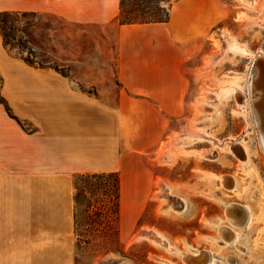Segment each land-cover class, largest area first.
Returning <instances> with one entry per match:
<instances>
[{
    "label": "rangeland",
    "instance_id": "1",
    "mask_svg": "<svg viewBox=\"0 0 264 264\" xmlns=\"http://www.w3.org/2000/svg\"><path fill=\"white\" fill-rule=\"evenodd\" d=\"M219 5L222 20L212 38L180 52L179 114L161 119L165 135L158 147L125 158L117 172L122 181L119 242L108 247V254L96 246L99 242L78 250L74 232L73 264H187L185 255L198 252L216 255L217 264H264V151L252 99L264 48V0H219ZM148 7L152 16L168 4L152 0ZM11 21L18 30L15 38L35 51L20 55L6 48L15 56L62 75L54 69L59 67L79 89L115 106L126 97L117 79V21L81 25L51 15ZM131 112L138 128L134 105ZM222 177L231 179L229 188ZM232 203L250 211L253 221L235 229V244L223 246L219 229L232 228L226 217Z\"/></svg>",
    "mask_w": 264,
    "mask_h": 264
},
{
    "label": "crops",
    "instance_id": "2",
    "mask_svg": "<svg viewBox=\"0 0 264 264\" xmlns=\"http://www.w3.org/2000/svg\"><path fill=\"white\" fill-rule=\"evenodd\" d=\"M0 12L111 26L120 0H0ZM221 14L219 0H179L167 23L119 25L115 60L126 97L117 106L28 65L0 32L1 94L13 115L0 104V264H73V177L120 172L125 158L160 145L161 119L179 114L183 100L180 52L210 40Z\"/></svg>",
    "mask_w": 264,
    "mask_h": 264
},
{
    "label": "trees",
    "instance_id": "3",
    "mask_svg": "<svg viewBox=\"0 0 264 264\" xmlns=\"http://www.w3.org/2000/svg\"><path fill=\"white\" fill-rule=\"evenodd\" d=\"M151 1L120 0V13L117 17L119 25L167 23L170 20V11L174 3L179 0H162V2L168 4V7L161 8V14L158 13L150 16V13H146V10L149 9L148 5ZM130 4L134 10L127 11ZM144 5L145 7H143ZM36 16L37 14L35 13L0 12V32L7 49L19 51L20 55H23L22 53L25 52L34 55L35 51L29 48V42L25 43L15 38L14 32L18 30L12 23L11 18ZM25 61L32 66L37 64L40 67H45L43 64L31 61L29 58H25ZM54 69L63 76H66L59 67H55ZM2 86L3 78L0 74V104L5 107L10 116H13L11 108L1 94ZM19 123L25 128L20 121ZM73 187L74 232L77 237V249H83L85 246L88 249L96 242H99L96 246L102 252L106 254L110 253L111 249H108V247L117 244L120 238L119 221L122 203V181L120 174L117 172L77 174L74 177Z\"/></svg>",
    "mask_w": 264,
    "mask_h": 264
},
{
    "label": "bare ground",
    "instance_id": "4",
    "mask_svg": "<svg viewBox=\"0 0 264 264\" xmlns=\"http://www.w3.org/2000/svg\"><path fill=\"white\" fill-rule=\"evenodd\" d=\"M260 59L262 61L256 68L253 79L254 93H258L259 97L253 101V107L255 117L259 124L260 140L264 151V48L260 52ZM221 181L225 187L229 188V184L231 182L229 177H222ZM232 189L235 191L234 186L231 190ZM249 212L239 204L232 203L227 206L226 217L232 228L223 226L219 229L222 237L227 239L226 241L223 238V246H228L231 243L235 244L237 237L239 236L235 229H241L245 225L248 226L251 224L253 218L250 220ZM159 243L161 244V242ZM217 260L216 255L205 252H198L195 255H185V261L187 264H217Z\"/></svg>",
    "mask_w": 264,
    "mask_h": 264
},
{
    "label": "water",
    "instance_id": "5",
    "mask_svg": "<svg viewBox=\"0 0 264 264\" xmlns=\"http://www.w3.org/2000/svg\"><path fill=\"white\" fill-rule=\"evenodd\" d=\"M259 97V94L258 93H254V95L252 96V99L255 100Z\"/></svg>",
    "mask_w": 264,
    "mask_h": 264
}]
</instances>
